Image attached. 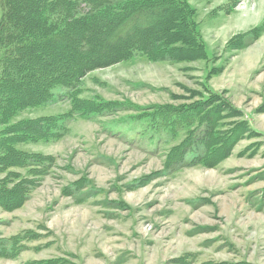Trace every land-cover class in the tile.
<instances>
[{
  "label": "rangeland",
  "instance_id": "374dc122",
  "mask_svg": "<svg viewBox=\"0 0 264 264\" xmlns=\"http://www.w3.org/2000/svg\"><path fill=\"white\" fill-rule=\"evenodd\" d=\"M228 1L189 0L210 60L171 63L136 56L89 72L81 95L142 106L182 103L187 101H172L171 95L201 90L206 73L223 67L208 86L227 90L225 95L246 112L259 137L238 141L215 167L164 173V151L170 144L150 147L147 140L130 141L125 134L130 125L123 121L128 112L77 117L60 140L20 146L51 154L56 167L22 207L0 210L3 236L23 230L37 235L17 258H0V264L63 255L78 264H264V33L245 48L226 47L234 35L264 22V0H238L225 13L220 8ZM62 90L57 87L54 93ZM69 108L68 100L42 104L11 121ZM76 179L93 188L85 201L61 193Z\"/></svg>",
  "mask_w": 264,
  "mask_h": 264
},
{
  "label": "trees",
  "instance_id": "16d2710c",
  "mask_svg": "<svg viewBox=\"0 0 264 264\" xmlns=\"http://www.w3.org/2000/svg\"><path fill=\"white\" fill-rule=\"evenodd\" d=\"M237 1L229 0L220 9L230 13ZM263 33L264 22L234 35L226 47L245 48ZM136 56L171 63L210 60L189 0H0V210L22 207L56 167L51 154L20 146L60 140L77 117L128 112L123 121L130 125L125 133L130 141L147 140L150 147L170 144L164 151V173L195 165L215 167L238 141L259 137L246 112L225 95L227 90L208 86L223 67L206 73L201 90L186 89L185 97L171 95L172 101H187L182 103L142 106L81 95V82L89 72ZM57 87L64 90L54 93ZM61 100L69 101L68 111L11 121L27 108ZM68 185L61 189L64 196L78 202L92 196L87 180ZM36 237L32 230L7 237L0 232V258H17L26 241ZM24 264L78 263L63 255Z\"/></svg>",
  "mask_w": 264,
  "mask_h": 264
}]
</instances>
